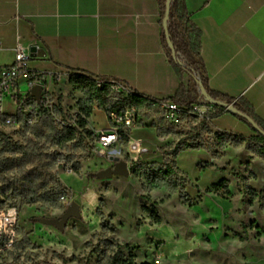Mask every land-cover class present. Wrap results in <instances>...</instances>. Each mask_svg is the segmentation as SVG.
<instances>
[{"label":"rangeland","instance_id":"obj_1","mask_svg":"<svg viewBox=\"0 0 264 264\" xmlns=\"http://www.w3.org/2000/svg\"><path fill=\"white\" fill-rule=\"evenodd\" d=\"M62 81L54 82L53 98L63 102L61 105L68 115L65 121L72 122L75 118L78 103L97 106L95 100L89 101ZM119 94L109 91L108 99L114 100ZM4 106L8 108V105ZM136 113L140 122L147 125L153 123L159 129H172L163 138L169 139L164 152L175 172L164 178L160 171L164 164L140 165L122 151V158H119L127 161L128 174L111 178L125 177L128 182L124 185H103L106 191L100 194L97 209L105 221L115 227L106 236L112 242L120 243L124 254L128 256L131 253L136 263L264 264V157L256 153L251 144L246 145L229 137L228 133L212 130L209 123L203 120L181 117L178 123H171L156 105H146L137 109ZM97 119L104 121L100 113ZM7 134L13 142L31 137L26 128L19 132L8 131ZM192 142L202 143L210 153L215 175H226L229 196L221 190L213 192L207 177L199 181L176 167L173 149L177 147L179 152L188 150L185 146ZM46 146H49L48 150H57L79 162L78 174L72 171L74 174L64 175L66 184L76 191L64 188L61 207L42 206L37 202L17 210L13 243L19 244L11 252L0 251V264H97L98 253H92V248L97 243L104 248L100 242L103 236L100 224L92 220L82 221L81 217L72 218L60 232L38 219L59 217L66 203H79L81 183L78 177H86L89 183L100 170L111 167L113 163L107 166L110 162L99 156L97 149L93 150L86 141L81 144L67 143L63 147L50 146L49 143ZM84 150L86 156L79 158ZM100 152L106 153L104 150ZM56 171L59 178L60 174L66 173L62 167ZM89 173L95 176H87ZM4 179L5 175H0V185ZM149 183L153 188L145 192L144 188ZM172 183L177 184L176 189L172 188ZM251 189L260 193L261 200L251 197ZM142 202L155 205L162 216L161 223H154L141 210ZM11 203L12 196L7 197L0 189V206L13 207ZM97 211L95 218L100 220ZM33 217L36 220H32ZM24 239H28L29 244ZM64 258L67 262H63Z\"/></svg>","mask_w":264,"mask_h":264},{"label":"crops","instance_id":"obj_2","mask_svg":"<svg viewBox=\"0 0 264 264\" xmlns=\"http://www.w3.org/2000/svg\"><path fill=\"white\" fill-rule=\"evenodd\" d=\"M185 4L201 32L209 88L229 97H244L264 121V0H185ZM18 43L28 50L32 46L41 49V55L30 62L36 70L114 78L151 99H167L180 84L187 87L189 83L188 74L180 80L170 64L158 0H0V66L13 62ZM61 81L73 89L67 78L55 83ZM91 108L87 128L94 133L107 128L106 110ZM98 113L103 122L97 119ZM209 125L221 133L254 134L231 112L212 119ZM163 137L158 136L157 127L138 118L127 139L108 151L121 158L123 151L140 165L161 166L169 142ZM133 139L140 143L138 153L128 152L127 142ZM174 161L178 169L199 181L207 177L213 184L227 178L215 175L213 159L205 148L180 151ZM202 162L211 165L201 168ZM69 173L74 174L63 172L60 179L66 189L76 191L64 181ZM78 180L80 220L97 225L100 194L106 191L102 186L128 182L125 177H95L89 183L84 176Z\"/></svg>","mask_w":264,"mask_h":264},{"label":"trees","instance_id":"obj_3","mask_svg":"<svg viewBox=\"0 0 264 264\" xmlns=\"http://www.w3.org/2000/svg\"><path fill=\"white\" fill-rule=\"evenodd\" d=\"M158 1L163 22L166 0ZM163 42L170 64L177 77L181 80L184 73L189 76L188 86L184 87L183 84H180L176 92L165 100L191 106L197 100V87L200 84L215 101V103L211 104L212 111L209 112V120L206 122L210 123L212 119L230 112L225 110L219 104L220 102L232 105L235 111L231 114L246 124L254 134L244 137L229 133V137L239 142H245L246 145L251 144L256 153L264 157V121L255 113L253 106L242 96L238 98L229 97L209 88L201 57V32L191 21L185 0L170 1L167 26L166 28L163 27ZM176 53L184 57L187 66L180 65L177 62ZM95 79L81 72H70L67 77L68 83L74 90L79 91L89 101L95 100L97 107L104 108L106 112L117 109L122 113L128 108L137 115V109L146 105H154L157 102L156 99L137 94L134 91L130 92L126 97L119 94L114 100L108 99L109 90L107 87L97 88ZM91 110V106H84L78 103V113L72 120L76 126L71 123L62 126L52 117L43 118L31 126L25 125L21 130L29 129L31 137L22 142H13L6 132L0 131V175H5V181L0 185V189L2 194L7 197L12 196L11 206L19 210L24 205H32L39 202L42 206L61 207V198L64 197L65 187H63L62 181L58 177L56 169L59 167L65 169L64 164H68L71 170L78 174L80 165L77 160L65 157L57 150H48L49 146L46 145L49 143L50 146L63 147L67 143L81 144L84 141L90 145L94 143L97 135L87 128V118L90 116ZM55 113L64 122H67L64 119H67L68 115L62 107L60 99L57 100L55 105ZM183 117L196 119L185 115ZM253 124H256L258 129H255ZM151 126L155 125L152 123ZM157 130L159 137L166 136L172 132L170 127L166 129L157 128ZM124 139L126 140L127 136ZM195 140L196 138L193 139V141ZM185 147L198 149L204 148V145L192 142ZM173 150V157H176L180 149L176 147ZM86 153L84 150L79 158L85 157ZM70 162L72 163L71 165ZM210 165L211 163L206 162L201 167ZM160 171L164 178L171 176L175 172L167 159V154H165V163ZM87 176H95V174L89 173ZM171 186L173 189L177 188L176 183H172ZM152 188V183H149L145 186L144 191L150 192ZM210 188L213 192L221 190L227 196L231 194L228 189L227 178H222L218 182L211 184ZM250 192L253 199L259 197L261 200L260 193H257L254 189H251ZM140 208L154 223L162 222V216L155 205H147L142 202ZM97 212L100 216V226L103 234L100 242L104 246V248H101L97 243L92 248V253H98L97 264H149L145 262L136 263L131 253L126 256L122 250V245L117 241L112 242L106 236L108 232L115 230L114 225L105 221L99 210ZM31 219L36 220L35 217ZM25 241L29 244L28 239ZM17 244L19 243L15 242L11 247L1 251L15 249ZM63 262H67V259L64 258Z\"/></svg>","mask_w":264,"mask_h":264},{"label":"built area","instance_id":"obj_4","mask_svg":"<svg viewBox=\"0 0 264 264\" xmlns=\"http://www.w3.org/2000/svg\"><path fill=\"white\" fill-rule=\"evenodd\" d=\"M35 56L30 50L18 43L14 50V60L9 65L0 66V131L17 132L25 125H34L46 117H52L62 126L76 124L64 122L55 113L57 101L53 98V84L56 80L67 78L69 72H48L36 70L30 66ZM176 60L180 65L187 66L182 55L176 53ZM199 78L198 75H196ZM41 86L40 98L30 95L32 87ZM97 88L107 87L109 91L118 92L126 97L133 90L114 78H96ZM198 90V97L191 106L180 105L171 100H157L154 104L160 108L171 121L178 123L185 116L208 121V114L212 106L208 99ZM8 105V108L4 105ZM228 110L227 107H224ZM229 111V110H228ZM107 128L96 132V139L91 144L92 149H97V154L112 163V157H120L117 153L108 151L113 146H120L125 136H129L130 130L137 124L138 115L126 108L124 112L113 109L107 112ZM129 153L140 151L139 141L133 139L127 142ZM106 151L101 153L100 151ZM64 164V162H62ZM66 172H72L68 164H64ZM63 199V198H61ZM68 204V203H66ZM18 213L15 207L0 206V251L11 247L16 238V224Z\"/></svg>","mask_w":264,"mask_h":264},{"label":"water","instance_id":"obj_5","mask_svg":"<svg viewBox=\"0 0 264 264\" xmlns=\"http://www.w3.org/2000/svg\"><path fill=\"white\" fill-rule=\"evenodd\" d=\"M171 0H166V11L165 16L163 18V27L166 28L167 21H168V11H169V3ZM172 48V47H171ZM30 52L32 55H41V49L36 48L35 46H32L30 48ZM200 92L208 99V102L210 104L215 103L213 98L205 92L204 88L198 84V87ZM40 92H41V86L36 85L31 88L30 95L35 97L36 99L40 98ZM222 107H227V109L233 113L235 110L232 105L225 104V103H219ZM255 129H258V126L256 124H253ZM112 165L109 168L100 170L96 177H106L111 178L113 176H120V175H127L128 174V163L127 161L120 159L117 156L112 157ZM81 217V211H80V205L75 202L71 201L68 203L65 207V210L59 217L54 218H39V222L43 223L44 225L53 226L58 231L62 232L67 224V222L70 219H79Z\"/></svg>","mask_w":264,"mask_h":264}]
</instances>
